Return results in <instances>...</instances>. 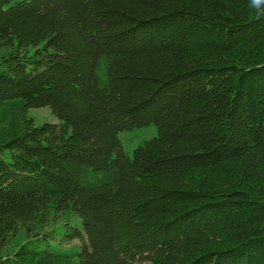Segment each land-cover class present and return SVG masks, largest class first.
<instances>
[{
	"label": "trees",
	"instance_id": "16d2710c",
	"mask_svg": "<svg viewBox=\"0 0 264 264\" xmlns=\"http://www.w3.org/2000/svg\"><path fill=\"white\" fill-rule=\"evenodd\" d=\"M0 264H264V0H0Z\"/></svg>",
	"mask_w": 264,
	"mask_h": 264
},
{
	"label": "rangeland",
	"instance_id": "374dc122",
	"mask_svg": "<svg viewBox=\"0 0 264 264\" xmlns=\"http://www.w3.org/2000/svg\"><path fill=\"white\" fill-rule=\"evenodd\" d=\"M29 115L34 118L35 123L37 125L42 124L44 122L59 121V119L52 113L49 107L31 108L29 110ZM157 134V126L155 124H151L146 127L135 128L133 130L121 132L120 138L124 149L132 153L133 150L140 146L142 143H144V141L152 139ZM69 220L73 223H78L79 225L81 224V219L76 214L51 213L46 226L49 229H55V234L57 236L55 238H52V240L57 246L61 247L63 250H66L68 252H74L79 248L77 244H79L80 239H62L65 235V224L69 222ZM25 236V231L21 228L17 232V234L13 236L12 242L5 245L4 251H8L11 247V244L25 239Z\"/></svg>",
	"mask_w": 264,
	"mask_h": 264
}]
</instances>
